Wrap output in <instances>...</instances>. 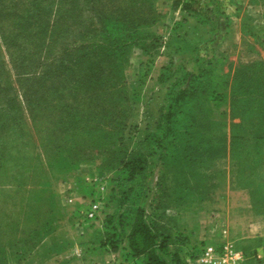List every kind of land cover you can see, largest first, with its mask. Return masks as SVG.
<instances>
[{"label": "rangeland", "instance_id": "1", "mask_svg": "<svg viewBox=\"0 0 264 264\" xmlns=\"http://www.w3.org/2000/svg\"><path fill=\"white\" fill-rule=\"evenodd\" d=\"M23 6L19 47L0 35V264H100L108 247L147 264L127 240L140 212L168 264H190L212 218L235 240L255 192L240 166L264 165V0Z\"/></svg>", "mask_w": 264, "mask_h": 264}, {"label": "trees", "instance_id": "2", "mask_svg": "<svg viewBox=\"0 0 264 264\" xmlns=\"http://www.w3.org/2000/svg\"><path fill=\"white\" fill-rule=\"evenodd\" d=\"M23 3V0H0V35L3 40V44L6 46V48H18L19 44L15 40L16 35H14V29L19 28L16 19L20 16L19 10H23L24 6L21 7V4ZM32 3L29 4L28 9L32 11ZM21 7V8H20ZM27 9V10H28ZM30 15V14H29ZM35 15V14H31ZM63 17V16H58ZM35 23V22H34ZM8 27L11 28V34L8 36L5 34L6 29L8 30ZM16 42V44H14ZM0 73L4 69V63L5 59L2 56V51L0 47ZM17 61V60H16ZM0 125H3V123H0ZM242 139V138H241ZM18 139L16 137V134L14 132V137L9 136L6 138L5 143L7 144L6 151H11V145L14 144ZM262 142H264V137L261 139ZM261 146V145H260ZM255 150H250V153L248 156L251 157L253 155ZM223 152L221 151L220 154ZM246 153V152H245ZM256 153V152H255ZM256 155V154H255ZM259 159L263 157L264 154H258ZM247 156V157H248ZM251 164V166H250ZM249 165V166H248ZM263 165V163H262ZM241 170L246 173L247 175H251V177L247 178V186L255 190V194L252 192L253 195V204L259 206L257 202H260L261 205H264V165L261 166H253L252 163H245V165L240 166ZM262 169H261V168ZM253 175L256 177L253 178ZM256 179V180H255ZM235 184V183H234ZM213 185V184H212ZM255 199V200H254ZM264 209V208H263ZM128 240V246L133 254H145L148 257L147 264H168L164 259H162L158 253V248L160 244L157 240V235L155 233V230L153 229L151 223L149 220H147L146 215L142 212L136 215V219L132 225V228L129 232V235L127 237ZM235 241V240H234ZM203 243V241H202ZM235 246L237 249L241 250L243 253L242 248H240L236 241ZM196 249V244L191 245L188 250V256L192 253V250ZM108 251H116L110 247H108ZM119 252V251H117ZM120 253V252H119ZM121 255V254H120ZM122 257V256H121ZM126 262H129L125 257H122ZM185 264V262H183ZM175 264H181L177 258Z\"/></svg>", "mask_w": 264, "mask_h": 264}, {"label": "built area", "instance_id": "3", "mask_svg": "<svg viewBox=\"0 0 264 264\" xmlns=\"http://www.w3.org/2000/svg\"><path fill=\"white\" fill-rule=\"evenodd\" d=\"M85 220L89 225H98L96 209L92 206L84 211ZM206 225L205 234L196 249L192 250L188 261L190 264H239L243 253L235 246V241L228 237V229L220 222L219 218H212ZM218 223H217V222ZM208 227V228H207ZM218 227V228H217ZM217 229V230H216ZM203 241V243H202ZM117 251H109L106 260L100 264H127Z\"/></svg>", "mask_w": 264, "mask_h": 264}, {"label": "crops", "instance_id": "4", "mask_svg": "<svg viewBox=\"0 0 264 264\" xmlns=\"http://www.w3.org/2000/svg\"><path fill=\"white\" fill-rule=\"evenodd\" d=\"M217 184L215 183V185ZM211 190H214V188L211 187ZM215 199H219L220 202H234L226 195H217ZM253 203L250 194L247 203L238 199L235 209L233 222L235 241L243 250V259L239 264H264V211L254 208ZM254 209H257V212L262 214L263 217L253 218L252 212L255 213Z\"/></svg>", "mask_w": 264, "mask_h": 264}]
</instances>
